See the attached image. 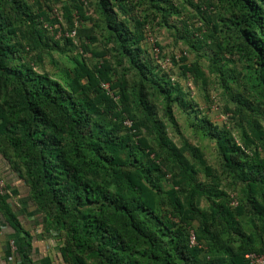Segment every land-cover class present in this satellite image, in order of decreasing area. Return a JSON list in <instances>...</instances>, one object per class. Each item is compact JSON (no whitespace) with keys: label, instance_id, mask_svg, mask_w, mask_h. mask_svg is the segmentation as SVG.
<instances>
[{"label":"trees","instance_id":"obj_1","mask_svg":"<svg viewBox=\"0 0 264 264\" xmlns=\"http://www.w3.org/2000/svg\"><path fill=\"white\" fill-rule=\"evenodd\" d=\"M0 154L60 264L264 257V0H0ZM0 214L15 260L32 264L6 193Z\"/></svg>","mask_w":264,"mask_h":264},{"label":"crops","instance_id":"obj_2","mask_svg":"<svg viewBox=\"0 0 264 264\" xmlns=\"http://www.w3.org/2000/svg\"><path fill=\"white\" fill-rule=\"evenodd\" d=\"M0 178L4 181L8 204L23 226L32 236V264H60V254L54 238L43 235L41 218L29 199V189L10 162L0 154ZM0 264H18L9 246L13 230L0 214Z\"/></svg>","mask_w":264,"mask_h":264},{"label":"rangeland","instance_id":"obj_3","mask_svg":"<svg viewBox=\"0 0 264 264\" xmlns=\"http://www.w3.org/2000/svg\"><path fill=\"white\" fill-rule=\"evenodd\" d=\"M156 38L165 47V50H164L165 53H168L173 49L172 39H170V37H167V35L163 31H161L160 35H157ZM54 59L56 60L57 66L59 67L70 66V63L67 60H65L63 57H58L57 55H54ZM191 59H192V55H188V60L190 61ZM44 69L54 74V77L56 79H59L60 75L57 74L58 73L57 67L52 65L48 60H45ZM175 72H174V77L178 79L179 76L177 75V72L176 74ZM179 81L181 84H183L182 79H180ZM208 94L212 100V104L218 107V105H220V100H219L220 96L218 95V91L216 90L214 86H210V88L208 89ZM193 101L195 102L196 106H198L199 109H203V110L205 109L204 106L206 103L203 101V99L201 98V95L199 94V92H197L196 89H194ZM213 108H214L213 112L211 109V112L210 111L203 112L204 115H208L213 120H216L217 123H221L219 119L221 118L222 113H220L219 110L216 109V107H213ZM175 114L180 124L181 133H182L183 138L189 141L191 144L198 143V145H200L205 150L207 157L210 159V157L214 153L213 145L208 143V141H204V140L202 141V140H199L198 138L192 137L190 129H188L185 124V117L181 115V113L178 110L175 111ZM169 136L173 140V142L179 145L180 143L179 136L174 135L171 132H169Z\"/></svg>","mask_w":264,"mask_h":264},{"label":"built area","instance_id":"obj_4","mask_svg":"<svg viewBox=\"0 0 264 264\" xmlns=\"http://www.w3.org/2000/svg\"><path fill=\"white\" fill-rule=\"evenodd\" d=\"M71 35H73V32L71 33ZM159 64H160V66H161L162 69H167L168 68V61H166V60L163 61V62H161V63H159ZM103 87L108 90L107 85H103ZM125 124L128 125V126L130 125L129 122H126ZM5 190H6L5 183L0 178V194H4L5 193ZM1 234H2V232H1V229H0V236H1ZM189 242H190L189 245H194V243H195V237H194V234L192 232L190 233ZM9 246H10L11 250L13 252H15L16 247H15L13 241H10L9 242ZM245 258L247 259V261L250 264H264V257L263 256H259V255H256L254 253L247 254L245 256Z\"/></svg>","mask_w":264,"mask_h":264}]
</instances>
